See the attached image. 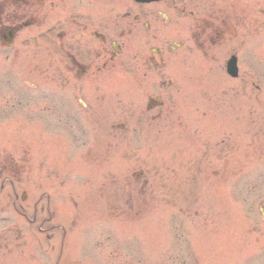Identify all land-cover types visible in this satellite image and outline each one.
I'll return each mask as SVG.
<instances>
[{
    "label": "rangeland",
    "instance_id": "obj_1",
    "mask_svg": "<svg viewBox=\"0 0 264 264\" xmlns=\"http://www.w3.org/2000/svg\"><path fill=\"white\" fill-rule=\"evenodd\" d=\"M110 2L108 20L133 5ZM234 2L239 15L249 11L247 29L187 38L173 35L182 33L174 18L162 27L172 35L143 39L161 53L158 70L143 66L150 49H124L86 94L56 82L49 21L46 49L0 48V217L23 233L8 234L0 264H43L45 252L67 264H222L264 250V238L247 235L264 228V0ZM231 55L236 79L225 72ZM156 97L161 106L147 111ZM78 99L92 112L79 118L83 131H69ZM14 191L26 195L15 208ZM40 197L56 207L51 246L23 219Z\"/></svg>",
    "mask_w": 264,
    "mask_h": 264
},
{
    "label": "flooded vegetation",
    "instance_id": "obj_2",
    "mask_svg": "<svg viewBox=\"0 0 264 264\" xmlns=\"http://www.w3.org/2000/svg\"><path fill=\"white\" fill-rule=\"evenodd\" d=\"M210 1L213 0H160L146 4L133 2L130 6L132 11H125L120 19L108 20L104 9L112 2L106 4L105 0H0V48L12 49L17 43H23L34 45L31 49H46L40 38L44 35L43 22L49 21L51 49H56L52 65L56 82L60 81L66 87L72 86V96L86 94L90 85L100 87L105 83L109 64L117 62L124 49H154L153 45L145 46L143 39L152 41L154 37L172 35L167 31L173 29L163 30L162 27L173 23L174 18L181 22L182 33L173 35L195 39L233 36L234 28L249 27V22L246 26L243 24L249 13L247 8L245 14L243 12L244 16L235 10L234 0ZM158 6L164 8L157 9ZM96 8L99 13H91ZM135 38H140L141 44L139 47L132 45L131 48ZM151 56L144 61L143 66L148 70H158L161 56L155 55L157 61L154 55ZM160 85L164 86L165 83L161 81ZM160 99L149 98L147 111L161 106ZM88 102L78 99L70 107L79 118L81 115L87 118L92 112ZM120 128H125V125L121 124ZM41 202L42 199L36 201L33 217H24L30 224L38 225L36 231L51 242L57 229L53 221L55 207L39 206ZM44 223L47 224L45 228ZM258 227L259 224L254 225L250 230L256 232L259 238H264V230ZM0 241L6 249L9 237L3 235ZM39 258L43 264H66L60 263L58 254H42ZM246 261L247 264H264V254Z\"/></svg>",
    "mask_w": 264,
    "mask_h": 264
},
{
    "label": "water",
    "instance_id": "obj_3",
    "mask_svg": "<svg viewBox=\"0 0 264 264\" xmlns=\"http://www.w3.org/2000/svg\"><path fill=\"white\" fill-rule=\"evenodd\" d=\"M138 1H145V0H138ZM227 72L232 77H236L237 76L236 60L234 58L231 59L229 61V63H228V65H227Z\"/></svg>",
    "mask_w": 264,
    "mask_h": 264
}]
</instances>
